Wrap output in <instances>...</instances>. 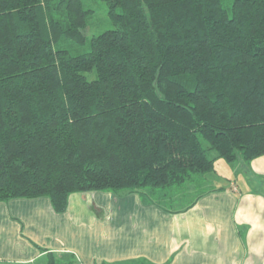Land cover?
Masks as SVG:
<instances>
[{"label":"trees","instance_id":"16d2710c","mask_svg":"<svg viewBox=\"0 0 264 264\" xmlns=\"http://www.w3.org/2000/svg\"><path fill=\"white\" fill-rule=\"evenodd\" d=\"M103 1L115 28L72 55L55 46L86 42L83 0H0V202L149 205L264 156V0Z\"/></svg>","mask_w":264,"mask_h":264},{"label":"crops","instance_id":"0c3cea01","mask_svg":"<svg viewBox=\"0 0 264 264\" xmlns=\"http://www.w3.org/2000/svg\"><path fill=\"white\" fill-rule=\"evenodd\" d=\"M249 168L264 178V156ZM260 184L213 187L174 212L110 192L72 194L62 214L47 197L0 202V264H264Z\"/></svg>","mask_w":264,"mask_h":264},{"label":"rangeland","instance_id":"374dc122","mask_svg":"<svg viewBox=\"0 0 264 264\" xmlns=\"http://www.w3.org/2000/svg\"><path fill=\"white\" fill-rule=\"evenodd\" d=\"M232 2L233 0H223L225 8H230ZM83 4L84 8L90 11L88 16V26L85 32L87 38L86 42L84 44H77L71 40L65 39L56 44V49H66L72 55H81L87 53L91 49V41L94 36H98L107 30L115 28V25L109 17V7L106 1L83 0ZM62 11H54L55 17L61 19L64 18L65 12L64 10ZM87 76L90 80L94 79L95 73L87 74ZM204 144L206 147L209 146L208 143ZM216 156H218V153L216 151H212L211 157ZM250 169L251 168H249V164L243 163L241 161L228 163L224 159L219 158L215 161L214 171L208 173L206 177L201 180L204 185H201V189L196 190L194 184H187V187L185 188H176L168 191L165 195L166 199L164 201H157V203L162 206H158L157 203H151L149 205L163 207L164 209L170 210L171 212L178 211V209L186 210L196 205L198 202L196 197L201 193V191H205L213 187H225L230 189V182L236 183L244 192H247L249 189L258 186V183H261L259 186L263 188L264 178L256 176L251 172ZM254 178L259 181H254ZM156 197L158 198L157 195ZM195 200L197 202L192 206V203ZM65 260H67L65 264H77L75 261L71 262L72 259H63L57 261L56 264H64ZM38 264H50V259L46 258L44 261L40 263L38 262Z\"/></svg>","mask_w":264,"mask_h":264}]
</instances>
